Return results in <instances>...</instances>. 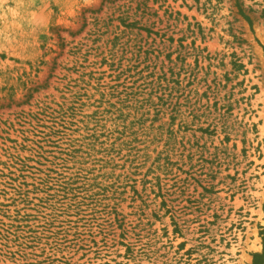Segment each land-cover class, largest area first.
Here are the masks:
<instances>
[{"label": "rangeland", "instance_id": "374dc122", "mask_svg": "<svg viewBox=\"0 0 264 264\" xmlns=\"http://www.w3.org/2000/svg\"><path fill=\"white\" fill-rule=\"evenodd\" d=\"M263 246L264 0H0V264Z\"/></svg>", "mask_w": 264, "mask_h": 264}, {"label": "trees", "instance_id": "16d2710c", "mask_svg": "<svg viewBox=\"0 0 264 264\" xmlns=\"http://www.w3.org/2000/svg\"><path fill=\"white\" fill-rule=\"evenodd\" d=\"M250 264H264V246L260 253H256L252 256Z\"/></svg>", "mask_w": 264, "mask_h": 264}]
</instances>
